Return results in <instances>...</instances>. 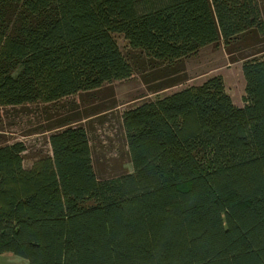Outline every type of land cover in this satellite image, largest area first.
<instances>
[{
	"label": "trees",
	"instance_id": "obj_1",
	"mask_svg": "<svg viewBox=\"0 0 264 264\" xmlns=\"http://www.w3.org/2000/svg\"><path fill=\"white\" fill-rule=\"evenodd\" d=\"M259 0H0V107L44 106L132 76L130 48L169 66L264 35ZM135 56L131 57L133 60ZM241 71L120 116L131 171L99 177L89 131L59 122L30 168L0 143V255L30 264H264V49ZM48 108V107H47Z\"/></svg>",
	"mask_w": 264,
	"mask_h": 264
},
{
	"label": "rangeland",
	"instance_id": "obj_2",
	"mask_svg": "<svg viewBox=\"0 0 264 264\" xmlns=\"http://www.w3.org/2000/svg\"><path fill=\"white\" fill-rule=\"evenodd\" d=\"M264 20V0H259ZM124 55L135 56L134 72L128 79L105 85L98 92L79 93L44 106L38 102L27 106L0 107V143L22 141L27 150L23 164H32L49 152L50 129L59 122L71 121L89 131L93 165L99 177H115L131 171L129 154L122 134L120 116L148 100H156L188 86L199 85L212 76H220L225 92L236 106L249 103L241 71L247 54L264 49V35L244 39L231 49L210 44L173 66L150 62L148 57L132 50L121 34L113 35ZM48 107V108H47ZM0 264H30L29 260L11 253L0 255Z\"/></svg>",
	"mask_w": 264,
	"mask_h": 264
},
{
	"label": "crops",
	"instance_id": "obj_3",
	"mask_svg": "<svg viewBox=\"0 0 264 264\" xmlns=\"http://www.w3.org/2000/svg\"><path fill=\"white\" fill-rule=\"evenodd\" d=\"M7 254V253H6Z\"/></svg>",
	"mask_w": 264,
	"mask_h": 264
}]
</instances>
